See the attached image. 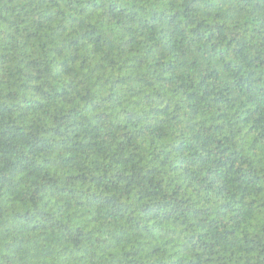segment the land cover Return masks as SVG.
Instances as JSON below:
<instances>
[{
	"label": "trees",
	"instance_id": "trees-1",
	"mask_svg": "<svg viewBox=\"0 0 264 264\" xmlns=\"http://www.w3.org/2000/svg\"><path fill=\"white\" fill-rule=\"evenodd\" d=\"M0 264H264V0H0Z\"/></svg>",
	"mask_w": 264,
	"mask_h": 264
}]
</instances>
